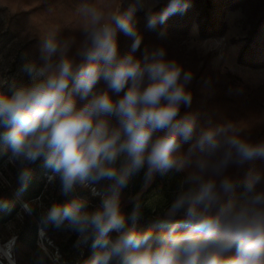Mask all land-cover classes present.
Instances as JSON below:
<instances>
[{
  "label": "clouds",
  "instance_id": "clouds-1",
  "mask_svg": "<svg viewBox=\"0 0 264 264\" xmlns=\"http://www.w3.org/2000/svg\"><path fill=\"white\" fill-rule=\"evenodd\" d=\"M138 4L141 0L123 12L106 11L84 0L77 8L84 39L75 54H70L74 39L60 40L58 29L49 30L40 43L42 63L23 65L30 80L11 95L0 94V140L9 149L6 165L18 169L20 192L32 176L28 165L41 157L50 170L48 183L58 180L65 196L89 182H110L93 209L87 197H77L43 211L35 264L59 259L58 250L53 255L43 242L49 226L78 233L77 249L90 243L93 253L83 264H264V190H257L264 177L250 174L237 201L231 198L236 181L225 175L230 166L264 158V144L243 138L242 127L233 122L198 130V114L180 115L181 105L192 103L187 85L193 74L166 59L163 48L134 55L142 43L134 21ZM188 6L189 0H169L148 15L146 27L154 30ZM117 29L133 39L122 56ZM101 79L107 88L98 91ZM110 92L124 94L114 100ZM142 170L145 185L156 173L187 171L159 221L165 231L139 230L140 202L130 215L121 211L122 190ZM21 207L29 215L34 210L30 202ZM9 208L0 198V209ZM15 240L13 235L0 246V259L9 264H15Z\"/></svg>",
  "mask_w": 264,
  "mask_h": 264
},
{
  "label": "trees",
  "instance_id": "trees-1",
  "mask_svg": "<svg viewBox=\"0 0 264 264\" xmlns=\"http://www.w3.org/2000/svg\"><path fill=\"white\" fill-rule=\"evenodd\" d=\"M33 1L36 2L33 13L41 17V21L46 25V28L44 27L46 32L48 29H58V35L64 33L68 25L73 26L80 20L77 8L84 2V0ZM95 1L97 0H87L89 3ZM168 2L169 0L160 4L150 13H144L142 8H138L135 12L134 21L138 33L142 36V43L134 55L142 58L145 49L152 51L163 48L166 59H174L184 71L193 74L192 81L189 86L187 85L192 95V103L190 107L181 105L180 115L198 114V130L230 121L242 127L240 133L242 137L249 136L253 144H264V88L250 86L229 71L220 72L206 66L198 68L195 61H191L190 52L182 53L180 50L181 45L183 46L188 39V29L194 23V17L201 15L202 22L204 21L198 27L199 36L212 38L225 31V16L230 12L239 11L244 16L245 38L238 61L246 67L264 68V0H189V6L185 11L170 15L154 30L147 28L148 15L159 13ZM33 39L32 42L36 41L40 45L42 39H39V36L36 38L34 35ZM116 41L119 55L122 56L130 51L133 39L119 29L116 31ZM77 62H80V58ZM28 81L4 87L0 89V94L11 95L14 87ZM96 86L99 87V83ZM124 91H127V88ZM123 94V92L120 94L110 92L111 96L116 95L118 99ZM190 143L182 144L184 147L182 153L187 152ZM8 154L7 145L0 140V176L3 173L7 181L4 183L0 179V198L7 200L10 205L9 209H0V243L3 244L11 236L5 227L8 223L14 222L16 240L12 254L15 264H35L36 255L39 253V220L43 211L53 203L63 204L77 197H87L90 201L89 208L93 209L100 204L102 196L108 194L110 182H89L87 186H78L75 192L65 196L60 191L58 180L55 184L48 183L47 176L50 170L44 167V158L41 157L35 163L28 165L32 176L27 189L20 192L18 169L10 164L6 165ZM256 173L264 177V158L253 159L236 169V175L232 178L237 186L231 196L232 199L239 201L243 198L246 180L250 174ZM186 176L187 171H173L163 176L156 173L152 182L145 185L144 170H142L133 176L128 186L122 190V213L126 216L130 215L135 204L140 202L143 205V215L138 223L139 230L152 228L155 232L165 231L166 228L161 227L159 221L164 218L165 212L179 194L180 186ZM184 187L187 188L188 185L185 184ZM91 188L96 191V195L92 194ZM257 190H264V180L257 185ZM24 202L32 203L34 210L31 215L23 213L21 205ZM17 215L21 216L19 221L16 220ZM1 233L5 235L2 236ZM112 235L115 236L116 233ZM46 237L54 246L49 247V251L52 253L58 250L59 260L56 262L46 257L44 264H83L93 253L90 243L82 249L74 246L78 239V233L74 231L49 226Z\"/></svg>",
  "mask_w": 264,
  "mask_h": 264
},
{
  "label": "rangeland",
  "instance_id": "rangeland-1",
  "mask_svg": "<svg viewBox=\"0 0 264 264\" xmlns=\"http://www.w3.org/2000/svg\"><path fill=\"white\" fill-rule=\"evenodd\" d=\"M135 2L136 0H97L94 3L98 6H107L106 11H116L119 8L121 11H126L129 5ZM166 2L167 0H141L142 6L138 4L137 9L142 8L144 13H150L157 6ZM35 4L36 2H32V0H0V81L3 82L0 83V89L8 86L11 87V85L15 83L30 80L29 75L23 70L24 64L42 63L40 59V45L37 44L36 41L35 43L32 42L34 41L33 36L35 35L36 38L39 36V39H42V36L46 35L49 29L46 32V25L41 21V17L35 12L33 13ZM202 19L201 15L193 18L194 23L188 29V39L184 42L183 46L181 45V52H190L191 61H195L196 67L198 66V68L206 66L220 72L229 71L240 77L250 86L264 88V68L246 67L241 65L240 61H238L245 38L243 14L239 11L228 13L224 18L226 21L225 31L223 34H217L212 38H203L199 36L198 27L200 24L204 23ZM74 20L75 19H73V21ZM81 23L82 20L80 18L73 26L68 25L69 28L67 27L64 33L58 35V39L60 40L70 38L75 40L70 52V54L73 55L84 39L82 30L78 28ZM180 50H178L179 53H181ZM78 60L79 57H77V61ZM198 60L200 62H198ZM106 87L105 82L101 79L99 87L96 86V90L102 91V89ZM258 97H260V95ZM112 98L118 100L116 95L112 96ZM259 100L261 101L262 98ZM78 103H83V101L78 100ZM110 119L111 122L115 124V118L113 117ZM243 138L253 143V140L249 136L248 138L246 136ZM183 149L184 147H181V153ZM237 168L238 167L230 166L226 170L225 175L234 177ZM0 177L3 178L1 179L2 181L6 179L3 173ZM91 191L96 193L92 188ZM19 219H21V216L17 215L16 220L19 221ZM10 225L12 226L11 228L9 227ZM5 230L11 234L8 240L11 239V237L15 235L14 222L8 223ZM1 234L2 236L5 235L3 233ZM8 240L3 244L0 243V246L5 245ZM48 241L50 240L46 237L43 242L48 247H54L52 243L48 245ZM39 242L38 236V244ZM52 253L55 255L56 251L54 250ZM58 260L59 259H55L53 261L57 262ZM0 261L3 264H9L7 259H0Z\"/></svg>",
  "mask_w": 264,
  "mask_h": 264
},
{
  "label": "water",
  "instance_id": "water-1",
  "mask_svg": "<svg viewBox=\"0 0 264 264\" xmlns=\"http://www.w3.org/2000/svg\"><path fill=\"white\" fill-rule=\"evenodd\" d=\"M0 264H3V263L0 261Z\"/></svg>",
  "mask_w": 264,
  "mask_h": 264
}]
</instances>
